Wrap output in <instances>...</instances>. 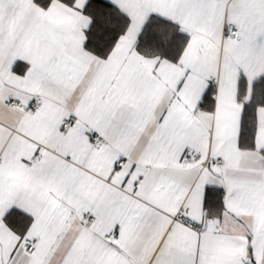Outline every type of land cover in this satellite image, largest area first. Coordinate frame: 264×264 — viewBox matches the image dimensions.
I'll list each match as a JSON object with an SVG mask.
<instances>
[{
  "label": "snow or ice",
  "instance_id": "6c2138e0",
  "mask_svg": "<svg viewBox=\"0 0 264 264\" xmlns=\"http://www.w3.org/2000/svg\"><path fill=\"white\" fill-rule=\"evenodd\" d=\"M0 264H264V0H0Z\"/></svg>",
  "mask_w": 264,
  "mask_h": 264
}]
</instances>
